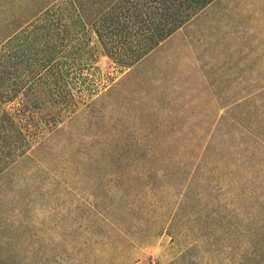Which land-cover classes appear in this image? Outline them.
I'll return each mask as SVG.
<instances>
[{"label": "rangeland", "instance_id": "rangeland-1", "mask_svg": "<svg viewBox=\"0 0 264 264\" xmlns=\"http://www.w3.org/2000/svg\"><path fill=\"white\" fill-rule=\"evenodd\" d=\"M37 29L71 38L73 105L0 176V264H260L264 0H58Z\"/></svg>", "mask_w": 264, "mask_h": 264}, {"label": "trees", "instance_id": "trees-1", "mask_svg": "<svg viewBox=\"0 0 264 264\" xmlns=\"http://www.w3.org/2000/svg\"><path fill=\"white\" fill-rule=\"evenodd\" d=\"M57 1L0 0V5L4 3L9 12L4 20L0 19V176L26 156L29 143L36 142L35 137L41 131L38 122L43 119L40 115L45 114L47 105L53 102L62 112H71V96L66 84L73 65L79 63L71 60L68 50L71 38H59L58 45L50 39L37 38L39 22ZM20 3L32 10L27 14L18 11ZM3 14L4 10L0 11V15ZM39 47H46L44 53ZM61 120L54 113L42 122L52 124L50 130L57 131ZM123 197L121 194L115 198L121 203ZM125 207H121L120 213L98 211L96 214L97 225L107 229L101 238L103 245H127L138 239L132 232L143 221L145 211L138 204ZM139 235L141 238L142 234ZM260 264H264V260Z\"/></svg>", "mask_w": 264, "mask_h": 264}]
</instances>
